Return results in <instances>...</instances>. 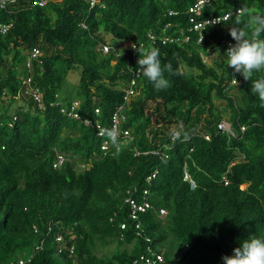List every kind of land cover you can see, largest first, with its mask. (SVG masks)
<instances>
[{
    "label": "trees",
    "instance_id": "1",
    "mask_svg": "<svg viewBox=\"0 0 264 264\" xmlns=\"http://www.w3.org/2000/svg\"><path fill=\"white\" fill-rule=\"evenodd\" d=\"M37 1L0 7V22H13L0 33V264L28 257L40 241L42 248L26 264H134L147 246L163 251L167 264H224L222 256L232 255L243 240L264 239V106L251 90L264 69L245 80L219 49L225 24L236 26L239 20L251 38L248 15H264V0H213L204 6L197 20L231 16L206 26L201 43L190 30L188 11L197 0ZM241 8L245 15L236 12ZM166 35L178 40L163 43ZM123 41L159 49L162 68L170 63L173 72L165 71L170 87L160 91L140 75L122 109L121 128L130 130L132 140L118 151L112 144L104 151L100 145L107 136H98L95 123L85 120L110 129L111 116L124 103L122 89L131 77L127 64L135 66L139 55L119 52ZM104 44L107 53L101 51ZM32 48L40 54L29 59ZM200 50L223 52L224 59L215 61L218 69L206 64ZM76 66L79 98L60 99L62 80ZM27 76L41 93L42 106L21 89ZM235 76L237 86L230 82ZM213 96L226 102L234 135L218 130L223 116L215 111ZM74 101L78 118L68 115ZM176 131L181 135L172 139ZM153 150L167 157L144 153ZM55 152L67 154L59 168L52 166ZM77 162L89 167L78 169ZM184 166L194 188L183 179ZM145 188L154 208L166 214L139 213L137 235L125 197L129 189L140 200ZM67 228L74 239L65 234ZM58 232L73 246L71 253L58 249ZM170 237L181 246L176 259L165 248ZM106 239L133 247L97 256L95 241Z\"/></svg>",
    "mask_w": 264,
    "mask_h": 264
},
{
    "label": "built area",
    "instance_id": "2",
    "mask_svg": "<svg viewBox=\"0 0 264 264\" xmlns=\"http://www.w3.org/2000/svg\"><path fill=\"white\" fill-rule=\"evenodd\" d=\"M47 0H40L37 1L35 3L39 4V5H44L46 3ZM213 0H197L193 5H191L189 7V12L190 14V18L189 21L192 25V27L190 28V30H195L198 33V38H197V43H201L204 40V36H203V40L201 41V36L203 35V29L208 26V25H212V26H216V25H220L222 23H226L227 20L230 18L231 16V12H225L221 15H217V16H208L204 19L201 20H197L196 18L200 15L201 10L204 6H210L211 2ZM90 5H94L96 0H88ZM17 3V0H0V7L1 8H7L9 5L15 4ZM239 9H236V12ZM170 13L175 14L176 12L174 11H170ZM211 21H217L218 23H210ZM13 22H9V23H1L0 22V33H5L12 25ZM226 25V30L224 31V35L223 38L221 39V44L219 46V49H223L226 53L228 47L230 45H234V42L232 41V37L230 35L229 32V28L230 25L229 24H225ZM82 26H84L82 24ZM148 38L150 39L151 42L155 41V35L152 32H148ZM188 36H185V40H188ZM174 40H178V37H169L168 35L163 36L162 37V42H173ZM136 44L138 48H143L144 43L143 42H139L137 43H132V42H124L122 45H120L118 47V51L123 52L130 50L132 57H134L135 59V55L138 53L137 50L132 48V45ZM109 46L104 44L101 46V51L102 53H107L109 51ZM39 49L38 48H32L31 50V54H30V58L36 57L37 55H39ZM29 60L27 63V66H29ZM138 65H137V61H136V65L135 66H131L129 63L127 64V70L130 73V79L129 82L125 84V86L123 87V91H124V96H123V100L124 103L117 106L115 112L113 113V115L111 116V127L110 129H112L114 126L118 128L119 131V136H118V140L116 144H113L109 138L104 137L101 140V145L100 148L101 150H108V148L110 147V144H112L113 148L115 151H118L120 149V146L126 142L127 139L132 140V136H131V132L128 129H122L121 128V124L125 119L124 114L122 113V109L123 106L125 105V102L129 99L130 96H132L135 93V85L137 84V80L140 77V75H142L141 73H139L137 71ZM235 78L238 83H239V78L238 77H233ZM233 78L231 79V84H233ZM21 89H24V92L26 94L31 95V97L33 98V100L39 105L42 106V95L39 92V90L32 85L31 82V77L27 76L24 79H22L21 81ZM78 103L76 101L73 102V105L71 106L70 110L68 111V115L74 118H78L79 114L74 111V109L77 107ZM64 111V109H63ZM97 112V110H96ZM85 122L87 124L92 125L93 123H95L96 125V129H97V135L102 137V135H100V130L102 129H106L105 127L99 125L98 122H92L90 119H86ZM217 128L219 131L222 132H227L230 135H234V132L231 128V125L229 122L225 121V120H220L217 123ZM243 130V128H242ZM105 136V135H103ZM205 139H209L208 135H204ZM172 139H174V135L172 136ZM153 153V154H159L160 156H164L167 157L166 154L153 150V151H145L144 153ZM138 154V151L136 150L134 152V155ZM67 159V154H64L62 152H55V158L53 160L52 166L54 168H59L62 163ZM77 168L78 169H86L89 167V163L88 162H77ZM152 177H154V173H152L151 175H148L146 177V181L150 182ZM183 179L188 181L190 184L191 188L195 187V181L194 179L191 177L190 173L187 171V168L184 166L183 167ZM133 191H136V188H133ZM131 192L129 189L127 190V195L125 197V202L128 203L129 206V213L128 216L133 219L136 220L135 222V228L137 229L136 234L137 235H141V233L138 231L141 227L140 222L138 221V216L139 213H142L148 209H151L153 211H156L158 216H164L166 214V209L164 208H159V209H155L154 206L151 204L150 200L148 199V195H149V191L148 189H143L142 190V195H141V199L137 200L136 197L133 196V193ZM120 228L121 229H125L126 228V223L122 222L120 223ZM34 230L37 231V228L34 226ZM48 230H50V226H48ZM65 234L69 235L70 239H74L75 238V234L72 233L71 228H67ZM145 240L150 241V239L146 236H142ZM54 241L59 243L58 244V249L61 250L63 248H67L69 250V252L71 253L73 251V246L72 245H68L66 244V240L64 237V233L62 232H58L57 234L54 235ZM43 246V241H40L38 244H35L32 248V251L30 253V255L28 257H19L16 261H9L7 264H26L30 258L33 256V254L41 249ZM134 264H167L165 262V258H164V254L163 251L160 250H153L150 246L146 247L145 251H142L141 253H139L133 260Z\"/></svg>",
    "mask_w": 264,
    "mask_h": 264
},
{
    "label": "clouds",
    "instance_id": "3",
    "mask_svg": "<svg viewBox=\"0 0 264 264\" xmlns=\"http://www.w3.org/2000/svg\"><path fill=\"white\" fill-rule=\"evenodd\" d=\"M237 13L239 15H245L247 9L241 8ZM210 23L218 22L211 21ZM240 23L237 20L236 26H230L229 28L230 35L235 41V44L228 47L226 59L229 68L233 69L235 73H241L245 80H249L252 78L254 71L258 72L264 69V39L259 38L261 33H264V15L259 13L248 15V24L253 29L251 38L238 26ZM202 40L203 35L201 36ZM124 42L129 43V41H123L120 45ZM132 48L137 50L139 55L137 71L152 83L156 91L169 88L170 82L165 78L164 73L167 71L171 74L173 70L170 63L164 65L162 68L159 59V49L155 47L147 49L138 48L136 44H133ZM232 82L237 86L238 81L235 78H233ZM251 90L254 94H258L261 104L264 106V78L252 80ZM225 121L227 120L225 119ZM99 134L102 136L106 135L113 144H116L119 131L114 126L112 129L100 130ZM180 135L181 132L176 131L174 138H179ZM222 260L224 264H264V239L256 237L245 239L239 247L233 249L232 255L222 256Z\"/></svg>",
    "mask_w": 264,
    "mask_h": 264
},
{
    "label": "rangeland",
    "instance_id": "4",
    "mask_svg": "<svg viewBox=\"0 0 264 264\" xmlns=\"http://www.w3.org/2000/svg\"><path fill=\"white\" fill-rule=\"evenodd\" d=\"M200 55L202 59L206 62L207 65L213 66L216 68L215 61H221L224 59V54L221 50H217L214 53L210 55H206L203 50H200ZM6 62V63H5ZM4 64H9L10 63V56L8 55L6 57ZM4 65V67H6ZM182 70L184 71H191V69L187 68L186 66L182 65L181 67ZM218 69V68H216ZM194 72V71H192ZM78 77H79V67H74L73 69L68 70L67 74L65 75L64 79L62 80L60 90H59V98L60 99H78L79 98V86H78ZM213 101L215 104V111L220 113L223 118L222 120L226 119V111L227 109L226 102L222 99H219L215 96H213ZM155 106L154 102L149 103V108L152 109ZM225 111V112H224ZM206 114V112H205ZM204 116V115H203ZM245 187V185H243ZM164 216H160V218H163ZM167 247H165L167 250L170 249L172 258L176 259L180 256V251H181V246L179 242L170 237L169 239L166 240ZM171 243L170 246H168ZM166 246V245H165ZM133 247V243L127 244L123 242L122 240H116V239H111L108 240L106 239L105 241L101 240H96L95 245L93 247V251L97 256L100 257H107L110 256L112 253L118 250L122 249H128L131 250ZM169 247V249H168Z\"/></svg>",
    "mask_w": 264,
    "mask_h": 264
}]
</instances>
